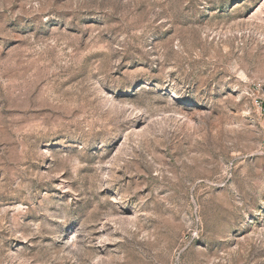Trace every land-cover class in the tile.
<instances>
[{"label":"rangeland","instance_id":"obj_1","mask_svg":"<svg viewBox=\"0 0 264 264\" xmlns=\"http://www.w3.org/2000/svg\"><path fill=\"white\" fill-rule=\"evenodd\" d=\"M0 264H264V0H0Z\"/></svg>","mask_w":264,"mask_h":264}]
</instances>
